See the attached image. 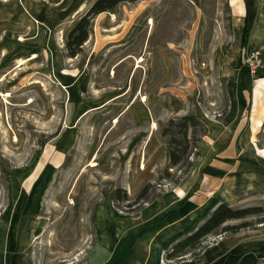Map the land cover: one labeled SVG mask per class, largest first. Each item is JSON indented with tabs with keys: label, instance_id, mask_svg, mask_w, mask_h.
I'll use <instances>...</instances> for the list:
<instances>
[{
	"label": "rangeland",
	"instance_id": "rangeland-1",
	"mask_svg": "<svg viewBox=\"0 0 264 264\" xmlns=\"http://www.w3.org/2000/svg\"><path fill=\"white\" fill-rule=\"evenodd\" d=\"M230 21V0H155L137 18L127 44L118 50L97 49L81 77L78 70L86 63L89 47L67 63V30L56 48L59 66L77 75V80L68 78L69 85L60 80V73L48 71L47 44L18 42L20 37L6 27L0 32V218L6 212L18 213L19 222L30 228L31 264H84L96 242L94 213L99 205L110 202L129 214L180 185L187 168L196 162L195 143L201 144L205 128L190 135L184 165L171 168L170 139L163 131L169 121L181 117L162 121V111L149 107L157 121L154 129L135 123L129 112L119 122L112 121L117 114L113 104L85 118L80 115L94 101L92 88L105 90L98 94L103 95L101 103L123 93L134 66L140 70L133 75V91L116 103L122 104L119 109L134 96L154 99L162 89L182 86L192 92L189 114L198 111L196 117L206 119L224 114L226 82L219 69L231 51ZM260 51L264 72V50ZM128 53L134 59L115 75L113 66ZM33 56L37 58L31 60ZM84 80L93 86L87 87ZM254 127L249 142L264 160V124ZM147 187V195L136 204ZM117 189L127 192L129 203L115 206L112 195ZM252 195L260 200L251 197L236 209L264 208L263 192L257 189ZM254 229L264 232V225ZM216 240L208 239L205 245Z\"/></svg>",
	"mask_w": 264,
	"mask_h": 264
},
{
	"label": "crops",
	"instance_id": "crops-1",
	"mask_svg": "<svg viewBox=\"0 0 264 264\" xmlns=\"http://www.w3.org/2000/svg\"><path fill=\"white\" fill-rule=\"evenodd\" d=\"M0 1V32L6 27L10 29L8 32L20 37L18 42L47 44L44 54L50 60L48 71L52 75L60 73V80L68 85V78L76 79L74 72L59 66L56 42L61 41L65 31H69L96 0ZM154 1L129 0L120 5L115 14L98 16L95 33L91 32L83 48L89 47V56L83 68L78 70V76L85 74L84 68L89 70L97 49L123 48L137 18ZM230 8L231 51L219 69L220 78L226 82V111L207 119L197 117L206 128L199 146L200 155L176 188L154 198L134 213L119 212L110 202L96 208V242L84 264H163L165 252L194 232L218 206L240 207L248 204L251 197L258 201L260 199L252 195L257 189L264 194V160L258 158L252 142H249L253 140L254 125L262 124L263 127L264 124V79L255 80L244 66L239 67L246 51L264 50V0H230ZM246 27H249L250 33L243 48ZM4 38L7 43L10 42L9 37ZM66 59L67 63L73 61ZM132 59L134 56L129 53L122 56L113 66L115 75L118 68L123 69L124 64ZM138 70L140 67L136 69L134 66L128 72L123 93L112 99L107 97L102 103L103 95L98 94L105 90L92 88L94 101L80 118L104 110L110 104L117 107L112 121L119 122L129 112L135 123H147L154 129L157 128V121L149 107H158L162 111V121L189 115L188 93L192 92L182 86L162 89L154 99L143 94L134 96L124 104L123 109H119L122 104L116 103L133 91V75ZM67 71L72 75H64ZM83 82L87 87L94 84L88 80ZM240 88L246 100L245 107L239 103ZM84 104L82 101L81 105ZM195 115L200 113L197 111ZM20 216L6 212L0 218V264H31L27 255L30 228L19 222ZM169 264H264V232L250 230L222 236L205 245L201 254L188 255Z\"/></svg>",
	"mask_w": 264,
	"mask_h": 264
},
{
	"label": "trees",
	"instance_id": "trees-1",
	"mask_svg": "<svg viewBox=\"0 0 264 264\" xmlns=\"http://www.w3.org/2000/svg\"><path fill=\"white\" fill-rule=\"evenodd\" d=\"M129 2V0H96L88 11L81 16L74 26L67 32L65 52L68 59H75L82 55L83 48L88 42L95 19L104 14H115L117 8ZM250 33L249 27L245 28L242 47L247 45V39ZM255 80L264 79V72L259 71ZM239 103L246 106V100L243 96V90L240 88L238 93ZM200 128H205L204 124L194 114L173 119L163 131V136L170 139L168 151L170 157L171 168L184 165L188 152L191 148V136ZM206 128L204 129V135ZM195 140V139H194ZM199 142L194 147L195 158L200 155ZM193 164L186 170V174L191 170ZM148 187L145 188L138 196L136 204L145 198L148 193ZM127 192L117 189L112 195V202L115 206L129 203ZM117 204V205H116ZM132 207V206H130ZM138 207L133 209L134 213L141 209ZM117 209H120L117 207ZM250 220H255L251 222ZM240 222L238 225H230L231 223ZM264 225V208L261 206H250L245 208H232L225 204L218 206L214 212L207 217L203 223L191 234L177 241L164 254L168 261L182 260L189 256H197L201 254L205 248V244L210 237H219L226 235H235L245 230H255V227ZM254 227V228H253Z\"/></svg>",
	"mask_w": 264,
	"mask_h": 264
},
{
	"label": "built area",
	"instance_id": "built-area-1",
	"mask_svg": "<svg viewBox=\"0 0 264 264\" xmlns=\"http://www.w3.org/2000/svg\"><path fill=\"white\" fill-rule=\"evenodd\" d=\"M263 58L261 51H246L243 58V65L252 78H255L261 70ZM222 236L217 237L220 239ZM170 261L163 259V264H169ZM172 262V261H171Z\"/></svg>",
	"mask_w": 264,
	"mask_h": 264
},
{
	"label": "bare ground",
	"instance_id": "bare-ground-1",
	"mask_svg": "<svg viewBox=\"0 0 264 264\" xmlns=\"http://www.w3.org/2000/svg\"><path fill=\"white\" fill-rule=\"evenodd\" d=\"M36 58H37L36 56H33L31 60H34V59H36ZM22 65H24V62L21 61V62L19 63V67H21ZM5 96H6V97H10L9 94H7V95H5Z\"/></svg>",
	"mask_w": 264,
	"mask_h": 264
}]
</instances>
